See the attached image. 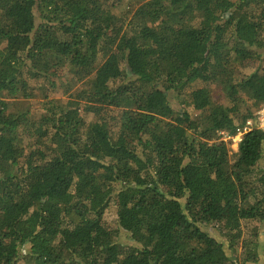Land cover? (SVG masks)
<instances>
[{
	"label": "trees",
	"instance_id": "1",
	"mask_svg": "<svg viewBox=\"0 0 264 264\" xmlns=\"http://www.w3.org/2000/svg\"><path fill=\"white\" fill-rule=\"evenodd\" d=\"M138 2L0 0V264H264V0Z\"/></svg>",
	"mask_w": 264,
	"mask_h": 264
},
{
	"label": "rangeland",
	"instance_id": "2",
	"mask_svg": "<svg viewBox=\"0 0 264 264\" xmlns=\"http://www.w3.org/2000/svg\"><path fill=\"white\" fill-rule=\"evenodd\" d=\"M134 3L136 5V7L139 5L138 0H134ZM216 90L217 89L214 88V90L212 92V94L216 96L215 101L217 103L226 105V101L220 96V94ZM44 91H45L44 88L38 87V85H36V95H37L36 98L31 99V100H27V101H24V100H16L14 102H13V100H9L8 103H7L8 104V107H9V110H13L14 111V110H17L19 108H26L30 113H42L43 112L42 111L43 110L42 104L45 101V96H44L45 93H44ZM63 92L64 91H58L57 90L55 93H51V95H50V97H48V99L49 100L50 99H60L62 101H67V99H69V97L68 96H65ZM260 107H261V105H260ZM258 109H257V111H258ZM256 112L254 113V115L256 114ZM88 121H92V120L90 118H88ZM252 124L253 125H252L251 128H256L257 127V123L255 121H252ZM219 141L223 142L227 146V150H228V153H229V157L233 153H235L237 151L238 143L237 142L234 143V141H232L231 139L227 138V135H221L219 137ZM28 143L29 142L24 139L25 146H27ZM115 220H116V217H115L114 211H111V212L109 211L107 213V215L105 216V222H106V224L109 227H111V228H116V227H118V225H117V220L116 221ZM258 226H259L258 223H252V224H250L249 227H250L251 230L254 231L255 229L258 228ZM210 229H212L211 226H210ZM124 230L122 229V227L119 228V231H120V233H119L120 242L121 243L131 244L132 241L129 239L127 232L124 231Z\"/></svg>",
	"mask_w": 264,
	"mask_h": 264
},
{
	"label": "built area",
	"instance_id": "3",
	"mask_svg": "<svg viewBox=\"0 0 264 264\" xmlns=\"http://www.w3.org/2000/svg\"><path fill=\"white\" fill-rule=\"evenodd\" d=\"M257 123V129L261 130L264 132V103L261 105V107L258 109V111L256 112V114L254 115V120ZM252 121L248 120L246 122V125L244 126V128H242L241 130H237L236 135L235 136H227V138L231 139L232 141H234V143H238L241 142V138L243 136V134H245L246 132L250 131L252 128Z\"/></svg>",
	"mask_w": 264,
	"mask_h": 264
}]
</instances>
